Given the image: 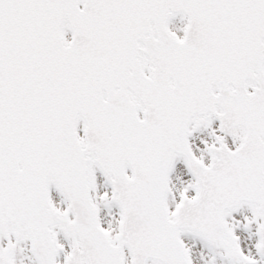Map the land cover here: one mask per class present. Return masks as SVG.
I'll return each instance as SVG.
<instances>
[{"label":"snow or ice","instance_id":"1","mask_svg":"<svg viewBox=\"0 0 264 264\" xmlns=\"http://www.w3.org/2000/svg\"><path fill=\"white\" fill-rule=\"evenodd\" d=\"M0 264H264V0H0Z\"/></svg>","mask_w":264,"mask_h":264}]
</instances>
